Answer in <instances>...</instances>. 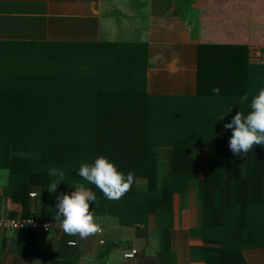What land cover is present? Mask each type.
<instances>
[{"label":"trees","instance_id":"obj_1","mask_svg":"<svg viewBox=\"0 0 264 264\" xmlns=\"http://www.w3.org/2000/svg\"><path fill=\"white\" fill-rule=\"evenodd\" d=\"M124 67L117 63L92 83L44 79L32 91L0 93V159L14 178V196L36 185L44 218L60 219L57 196L84 184L96 195L94 217L118 213L135 224L154 215L168 230L177 199L181 213L193 189L199 225L191 234L214 246L205 248L207 264H247L245 250L264 251V145L234 155L224 125L251 110L264 88V63H253L245 46L201 44L197 91L185 96L151 94L143 77L129 74L132 65ZM101 155L137 178L119 200L78 175L82 163ZM54 167L64 176L50 193L59 179L48 175Z\"/></svg>","mask_w":264,"mask_h":264},{"label":"crops","instance_id":"obj_2","mask_svg":"<svg viewBox=\"0 0 264 264\" xmlns=\"http://www.w3.org/2000/svg\"><path fill=\"white\" fill-rule=\"evenodd\" d=\"M63 42L103 49L101 62H121L126 71L137 53L149 93L191 95L198 85L199 45L245 46L251 58L253 49L264 53V0H0V44ZM126 58L128 64L121 61ZM7 167L1 157L0 169ZM15 185L9 170L6 186H0V217L62 221L44 218L38 186L25 185L14 196ZM194 194L192 189L181 213L177 199L168 230L159 229L154 215L133 224L124 215L101 213L95 217L102 232L85 239L61 226L0 231V264H207L205 248L214 246L191 234L199 225ZM131 249L138 254L126 259ZM247 252V264H264L263 250V259Z\"/></svg>","mask_w":264,"mask_h":264},{"label":"clouds","instance_id":"obj_3","mask_svg":"<svg viewBox=\"0 0 264 264\" xmlns=\"http://www.w3.org/2000/svg\"><path fill=\"white\" fill-rule=\"evenodd\" d=\"M212 91L219 94L220 89L214 88ZM248 98V94L245 93L241 97V102L248 101ZM250 109L247 115L238 111L232 120L224 125L226 129L232 130L229 147L237 156L241 153L247 155L252 151L253 145H264V88L259 89L258 94L252 98ZM48 175L59 178L51 182L47 188L50 193H54L63 179L64 171L54 167L49 169ZM78 175L89 184L98 187L109 200H119L130 190L134 182H138L134 173L124 174L118 171L114 163L103 155L92 163H82ZM8 176V169H0V186H6ZM95 200V193L84 184H77L71 194L63 193L57 196L56 212L57 216L62 218L60 226L66 234H79L81 239H85L102 231L98 223L101 218L94 219V214L90 211V203ZM33 264L40 262L37 260Z\"/></svg>","mask_w":264,"mask_h":264},{"label":"rangeland","instance_id":"obj_4","mask_svg":"<svg viewBox=\"0 0 264 264\" xmlns=\"http://www.w3.org/2000/svg\"><path fill=\"white\" fill-rule=\"evenodd\" d=\"M103 52V49L89 44L72 42L44 45L0 44V91L16 90L17 87L32 91L35 88L33 84L37 81L43 82L44 79L46 81H50V79L59 81L77 79L81 82L92 83L91 81L103 77L102 75L112 67L110 66L112 60L109 62L108 60L100 61ZM252 53L251 61L253 63H259L257 58L260 55H262L260 58L264 60L262 51L253 49ZM142 58L139 59L138 54L133 53L134 60L131 65L134 70L129 71L130 75L139 74L141 78L145 76L146 70L140 69V65L144 64ZM125 61L129 63L131 60L126 58ZM98 62L102 63L101 68L99 69L98 66L91 69ZM141 71L144 73L143 75L140 74ZM31 87L33 89H30ZM203 152L204 150H202V154ZM246 252L248 254L259 252L260 258L263 259L262 248H250Z\"/></svg>","mask_w":264,"mask_h":264},{"label":"built area","instance_id":"obj_5","mask_svg":"<svg viewBox=\"0 0 264 264\" xmlns=\"http://www.w3.org/2000/svg\"><path fill=\"white\" fill-rule=\"evenodd\" d=\"M259 57H262L260 55ZM35 197L36 194H32ZM61 225V222L56 220H38L32 217H0V231H31V232H48ZM102 232V231H101ZM100 232V233H101ZM102 244L104 242H101ZM138 254V250H128L124 257L126 259H133Z\"/></svg>","mask_w":264,"mask_h":264}]
</instances>
